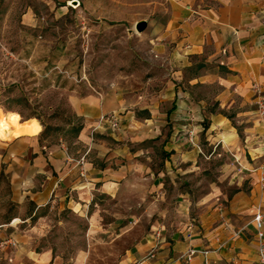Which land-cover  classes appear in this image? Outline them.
<instances>
[{
	"label": "crops",
	"instance_id": "0c3cea01",
	"mask_svg": "<svg viewBox=\"0 0 264 264\" xmlns=\"http://www.w3.org/2000/svg\"><path fill=\"white\" fill-rule=\"evenodd\" d=\"M174 9L163 24L146 22L155 49L173 66L172 80H160L157 94L148 99L118 88L84 94L77 88L66 98L77 120L69 130L37 118L17 121L31 124V131L15 123L0 129V214L7 215L0 228L17 229L21 215L24 222L37 215L46 220L53 211L91 218L97 195L119 200L136 179L162 185L174 183L175 174L204 172L200 181L210 188L198 197L160 191L153 198L143 214L150 219L122 234L119 264H259L253 218L264 214V121L252 107V85L264 90V0ZM209 100L221 110L235 108L244 139L231 118L207 112ZM112 114L117 129L101 122ZM189 130L194 145L186 140ZM203 137L207 144L199 142ZM205 147L216 164H203ZM159 156H165L161 167ZM30 228L20 235L9 230L5 264H82L49 245L37 251L42 240L32 234L38 228ZM9 243H16L13 251Z\"/></svg>",
	"mask_w": 264,
	"mask_h": 264
},
{
	"label": "rangeland",
	"instance_id": "374dc122",
	"mask_svg": "<svg viewBox=\"0 0 264 264\" xmlns=\"http://www.w3.org/2000/svg\"><path fill=\"white\" fill-rule=\"evenodd\" d=\"M217 2L0 0V129L15 123L31 131V124L19 125L17 121L37 118L61 132L69 130L66 127L71 123L75 126L77 120L66 98L77 88L82 94L118 88L123 93H140L149 99L161 89L160 80H172L173 66L162 57L163 52L155 49L148 28L138 32L136 24L150 23L154 19H160L163 24L174 8L209 9ZM198 65L192 63V67ZM213 103L209 100L207 112L231 118L232 125L240 133L241 127L233 119L235 108L221 110ZM252 107L257 109L256 103ZM29 122L37 128L35 120ZM240 137L244 139L242 133ZM205 139L200 138L199 142L207 144ZM203 149L208 158L201 156L206 160L203 164H216V159H209V147ZM163 159L165 156H159L158 167ZM206 172H210L209 169ZM201 175L204 177L206 173ZM202 177L195 176L194 172L186 176L175 174L174 183L166 181L162 185H158L157 180L151 185L136 179L119 200L97 195V206L89 208V213L95 211L91 218L78 215L71 218L66 215L67 210L58 216L53 211L46 220H38L37 215L29 223L24 222V215H21L22 223L17 221V229L0 228V264L7 262L3 248L12 230L20 235L31 226L38 228L32 233L36 241L42 240L37 251L49 245L67 260L75 257L82 264H119L124 251L122 234L140 220L150 219L143 214L150 208L153 198L160 191L189 193L196 198L210 188L205 181H200ZM3 207L10 212L17 211L14 206ZM4 222H7V215L0 214V223ZM91 224L93 231L89 233ZM43 232L44 235H40ZM9 239L14 241L13 237ZM9 246L13 251V245L9 243Z\"/></svg>",
	"mask_w": 264,
	"mask_h": 264
},
{
	"label": "built area",
	"instance_id": "2783aa9c",
	"mask_svg": "<svg viewBox=\"0 0 264 264\" xmlns=\"http://www.w3.org/2000/svg\"><path fill=\"white\" fill-rule=\"evenodd\" d=\"M252 89L256 94L257 100V116L260 120L264 119V97L262 96V89L259 84H253ZM101 122L104 124L109 125L112 129H117L119 127V121L118 118L112 114L108 116H103L101 118ZM193 137H194V131L189 130L187 131L186 140L188 143L193 144ZM263 145V155H264V139L262 142ZM264 169V164H263ZM261 182L264 183V174L261 178ZM253 223L256 230V239H257V257H258V263L264 264V214L259 210L255 214L253 218ZM13 245H15L13 243Z\"/></svg>",
	"mask_w": 264,
	"mask_h": 264
},
{
	"label": "water",
	"instance_id": "95a60500",
	"mask_svg": "<svg viewBox=\"0 0 264 264\" xmlns=\"http://www.w3.org/2000/svg\"><path fill=\"white\" fill-rule=\"evenodd\" d=\"M146 28V22L142 21L136 24V30L142 32Z\"/></svg>",
	"mask_w": 264,
	"mask_h": 264
}]
</instances>
